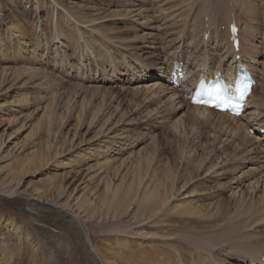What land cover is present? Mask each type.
<instances>
[{
  "label": "rangeland",
  "instance_id": "obj_1",
  "mask_svg": "<svg viewBox=\"0 0 264 264\" xmlns=\"http://www.w3.org/2000/svg\"><path fill=\"white\" fill-rule=\"evenodd\" d=\"M245 1L257 5L255 16L249 22L243 15L242 22L240 15L236 18L239 25L248 22L246 25L255 29L252 33L243 27L247 32L245 42L248 49L257 53L264 69V0H235L236 7L240 9ZM102 2L64 0L63 3L65 10L74 13L80 22L82 15L78 12L95 13ZM115 2V9H122L117 23L101 24L104 36L98 41L93 34L81 32L90 49L82 40L74 57L69 59L67 54L73 46L67 48V37L55 38L51 33V21L55 12H59L51 0H0V13L5 19L12 23L21 21L18 33L22 37L9 32L8 23L0 26V81H4L0 105L8 110L7 114L0 112V264H97L90 252L92 245L104 264H242L237 260L243 256V247H264V224L250 231L233 230L241 212L248 209L234 204L230 187L235 177L242 176L241 170L247 171L246 186H240L242 189L263 178L250 172L259 166V153L248 154L240 148V141L237 148L227 144L225 154L212 142L211 127L193 122L175 124L174 110H164L159 117L154 115L157 105L145 96L127 91L113 99L109 90L95 87L98 84L89 81L106 65L112 74L110 62L101 61L109 53L118 67H126L131 58L140 60L138 63L144 66L153 64L148 54L141 55V49L137 50L135 38L142 32L140 22L158 27L175 15V24L168 31L166 27L148 28L155 40L166 38L171 40L169 43H176L175 36L187 30L184 23L193 18L194 10L200 6L203 8L200 11H204L201 0L192 2L190 8H186L183 0ZM81 4L82 10L77 8ZM208 4L206 7H210ZM140 6L147 10L144 16L132 17L129 12ZM210 11L213 15L211 8ZM42 18L46 21V33L38 29L44 24ZM210 20L208 26L204 22L205 30L211 31L209 42L203 35H194L193 25L189 27V35L197 38L194 43L198 49L211 47L221 55L217 37L222 32L213 29L215 21ZM221 24L219 27L226 22ZM22 25L26 29H21ZM60 25L61 30L79 33L77 24L67 19L62 18ZM223 37V42L229 43L230 35ZM105 48L111 52L102 53ZM89 50L101 53L97 56ZM222 59L227 58L223 55L218 61ZM25 67L36 69V74L28 77L22 72ZM130 72L125 70L122 78L128 79ZM45 75L48 93L33 84ZM105 85L110 88L117 83ZM262 89V86L255 89L251 102L259 98ZM41 95L48 103L45 108L41 106L44 103L36 100ZM45 110L49 113H43ZM126 134L128 137L123 138ZM44 151L48 157L41 160L40 153ZM234 155L239 158L234 164L222 161V156L231 161ZM89 164L93 165L92 172L87 171ZM221 170H227L222 180ZM206 172H212L211 176L204 178ZM156 176L166 184V200L154 201ZM191 190L196 195L185 198ZM45 201L58 204L60 212L54 210L51 214ZM249 201L253 202L254 212L261 209L257 202ZM173 204L177 207L173 208ZM186 207L202 211L189 215ZM28 208H39L44 215L42 221L33 219ZM120 240L128 243L118 248Z\"/></svg>",
  "mask_w": 264,
  "mask_h": 264
},
{
  "label": "bare ground",
  "instance_id": "obj_2",
  "mask_svg": "<svg viewBox=\"0 0 264 264\" xmlns=\"http://www.w3.org/2000/svg\"><path fill=\"white\" fill-rule=\"evenodd\" d=\"M68 1H70V0H67V2ZM83 1H86V0H83ZM89 1H93V0H89ZM102 1L103 2L100 4L99 8H97L95 13L78 12L82 15L81 16L82 20L80 21L81 22L80 23L79 20L76 19L74 13L70 14L65 10L66 9L65 4L63 3L64 0H62L60 2H57V1L55 2V0H51V2L53 3V7L56 10L59 9L58 10L59 12H57V11L55 12L56 15H55L54 20L51 21V26H53L51 33L55 38H60L61 36L67 37V40H68L67 42L69 43V44H67V48L73 46L71 48L72 49L71 53L67 54L69 59L74 57V55L76 54V52L78 50L77 45L83 39H85L84 35L91 33V34H93L96 41H98L101 39L100 37L104 36L103 29L101 28V24H103V23L115 24L120 19V16H122V9H118V10L115 9L116 8V6H114L116 3L115 0H102ZM194 1L195 0H183V3H184V5H186V8H188V7L190 8V4ZM196 1L198 2V0H196ZM239 1H242V0H239ZM205 2H207V4H208V2L210 3V5L208 4V6H211V10L213 12L211 19L213 21H215V25H216V22L217 23L223 22L226 18L227 12H228V7L226 5V4H228V1L227 0H201V4L204 3L203 5H206ZM233 2L235 4V0H233ZM83 5L84 4H81L77 8L82 10ZM240 5H241L240 9H238L235 5L236 10L242 11L243 14L246 16V18H248V22H249L251 17L255 16L256 8H258L257 5L246 4V1H245V4H240ZM199 7L197 10L195 9L196 11L194 10V13L191 15L193 18H191V20H186L187 22L184 23L187 27V30H184L183 32H180L179 34H177L175 37H178V41L173 39L176 42L173 44L169 43V42H171V40L168 41V40H166V38H164L163 40H159V41L155 40L153 37V31H149L148 27H151V30L160 29L159 27H163V28L166 27L167 31H168V28L170 29V27H173L175 24V21H173L175 18V15L174 16L172 15L173 17H168L167 19H165V22L162 23V26H158V27L145 25L143 21L140 22V25H141L140 27L142 28V32L138 33L137 38H135V41L138 43L137 50L139 51L141 49V51H140L141 55H143V53L148 54L149 56L148 55L147 56L153 59L151 62L153 64H149L147 66V63H146V65L144 66L142 63V65H143L142 66L141 64L138 63V62H140V60L137 62L138 59L135 61L131 58L132 62L137 64L138 69H135V65L132 62H130L126 66L127 68L122 67V66L118 67L117 66L118 63L116 64V61H114L115 59H113V57L109 53L111 51L109 49L105 48L101 52L104 53V51H106V52L109 51L108 52L109 54L107 53L108 56L103 57L101 61H102V63L103 62L106 63V61L110 62V63H108V62L107 63L111 66L112 74H111V72H110L111 75L109 74L110 70H107V65H106V67H104L105 69H103V70L99 69L98 67H95V68H97L96 69L97 71H98V69L100 70V73L95 74V76L92 75V78L89 81L98 84V85H95V87H99V88H102L105 90H109L110 95L113 99L119 98L120 96L123 95V93H125L127 91H131L135 95L145 96L146 100L154 101V103L157 105L156 110H154V115H158L159 117H161L160 114L164 110L172 109L176 112V115L174 116V118H175L174 123L175 124H183V123L193 122V123H201V124L207 125L208 127H211V129H213V131H209V134H210V137L212 138L211 139L212 142L214 143L215 147L219 151H220V149H223L224 150L223 153H225V154L227 153V151L225 150V147L227 144H231L232 146L237 148L238 147L237 145H238V143H240V141H242V145L240 148L242 150L244 149L248 154L252 153V154H255L257 156V153H259V155H260V158L258 160L259 166H256L255 170H251L250 172H256V173H258V175H260V177H263V178L260 180L257 179V181H252L251 185L250 184L247 185L248 189H242L241 188L242 186L243 187L246 186L244 183L245 182L244 180H245V177H246L245 174L247 173V171L241 170L242 176L241 177H238V176L235 177L232 180V185L230 187L233 190V192H232L233 196L232 197H234V199H235L234 204L235 205L237 204L240 209H243V208L248 209V210H243L241 212V214L239 215V220L233 226V230L238 229L240 231L242 229V230L250 231L253 228H256V227L264 224V136L260 135L261 134L260 128H264V92H263L264 91V85L262 84L263 82H261V84H260V86L263 85L262 86L263 89L261 90L262 94L259 96V98L257 97V99H254V101L251 102L250 99H252L255 96V95L253 96V94H252L248 100L246 112L244 113L246 115V116H244L246 118L245 119L244 117H241V116L240 117H233V116H230L226 113L216 112V111H213V110L208 109V108L189 104L190 100H188L189 102L186 101V99L183 97L184 96L183 91H180L177 88L170 86L167 83V76L165 75V72H167L166 70L170 69V67H171V69L173 68V64H174V61L176 59L180 60V57L182 59L186 55L187 60H188L187 61V67L192 69L190 76H196L195 78H193V82H192L193 86L196 85L199 77H201V76H199V73L201 72L202 67L213 66L215 68V63L218 64V71L217 72L221 71L222 73L225 72L223 70L224 68H227L230 71L233 69L234 64L238 63L237 65L239 66V64L244 63L247 66H249L251 68V70L253 71V73L258 77V68H259L257 65L258 60L251 58L252 52H251V50H248V48L244 45V43L242 42V39L240 42V51L239 52L234 51V48H233L230 41H229V43H227L228 50H226L225 54H224V52H222L221 44L223 43V39H221V38L224 36V34H226V36L230 35L229 34V23L232 19V16L230 17V19L228 20V22L226 24V32H224V34L221 33V37L220 36L217 37L220 39H217V40H219V43L217 41L216 46H217V43L219 46H221V52L223 53V54H221L222 56L225 55L226 58L227 57L229 58L230 57L229 54H230L233 57V59L229 58V59H224V60L222 59L221 61H218L217 56H221V55H218L219 52H217V50L215 52V49H213V48L208 49L209 47L198 49V47H197L198 44L196 43L197 44L196 45L194 43V42H197V38H195V36L199 37V36L203 35V37H204L205 32H208V29L205 30V28H204V22L200 23L198 21V17L200 15H201L200 18H202V11H200V9H203V8H199ZM84 9L86 11L90 10L89 7H85ZM204 9H206V8H204ZM146 11L147 10H145V8H143V6H140V7L136 8L135 10H131L129 12V14H132V17H134V18L140 19L141 17L144 16ZM189 11H188V14L190 13ZM230 13L232 14L233 11L231 10ZM233 14L235 17L236 13L234 12ZM183 16H185V15H183ZM189 16H190V14H189ZM5 18H6V16L2 15L0 13V26L4 25V24L6 26L8 23L9 24V25H7L8 31L12 32V33L14 32L13 35L15 37H21V35L18 33L19 32L18 29L20 28L21 21L16 22V23L15 22L12 23L11 21L6 20ZM62 18L69 20V22L71 24H73V23L77 24V26L79 27V29H78L79 31L78 30L77 31L79 33H77V32L75 33L72 30H68V29L66 31L61 30L62 26L60 24H61ZM43 20H44V18H42L40 21H42V23H43L44 22ZM135 20H137V19H135ZM190 21H193V22L190 23ZM248 22H246V24H248ZM246 24H244V25H246ZM23 25H22L21 29L22 28L26 29V27L25 26L23 27ZM45 25H46V21L44 22V24L40 25L38 27V29L42 28V31L44 33H46L47 28H45ZM191 25L196 27L195 28L196 32L194 34L195 36H193V37L189 35V27ZM252 25H254V24H252ZM67 27L69 28L71 26H67ZM245 27L248 28V30H250V32H252V33L254 32L253 30H255V29L252 30V27L249 28L248 25H246ZM145 28L147 29V31L144 30ZM213 29L218 30L219 33L221 31L220 29H218V26H215ZM173 31L175 32L176 30H173ZM81 32H83L84 35L81 34ZM84 32H86V33H84ZM215 32H217V31H215ZM167 33H169V32H167ZM185 33H187V35L184 38L183 34H185ZM246 33H247L246 31L241 30L240 36H241V34L244 35ZM165 34L166 33H164V35ZM259 34H260V32H259ZM155 35H156V33H154V36ZM158 36H160V35H158ZM203 37L201 39H203ZM251 37H253V35ZM255 37L257 38L258 36H255ZM1 39H2V37H0V43L2 42ZM208 42H204V43H206V45H207ZM83 43L86 44L87 41L83 40ZM202 43H203V41H202ZM62 44H64V42H62ZM87 44H86V46L88 47L89 45H87ZM64 45H66V44H64ZM206 45H204V46H206ZM195 46H196V48H195ZM190 47H192L193 50H190ZM253 48L255 49V47H253ZM89 51H91L90 54L95 53L94 55L101 53V52H97V51H93V50H89ZM254 53H255V51H254ZM238 54L243 56L242 60L236 59V56ZM94 55H93V57H94ZM140 56H137V57H140ZM115 57L116 56H114V58ZM221 57H220V59H221ZM133 58H135V57L133 56ZM125 59L126 58H124V60ZM171 59H172V61L173 60L174 61L170 62ZM126 62H128V61H126ZM97 63L98 62H95L96 65H97ZM101 65H104V64H101ZM238 66H237V68H238ZM90 67H89V69H90ZM131 68H134L135 71H134V69H131ZM125 70H132V72H130V74L128 76V79H123L122 78L123 76H121V75L125 74V73H123V72H125ZM22 72L26 73V75L28 77L29 76L32 77L36 74L35 72H37V70L33 69V68L25 67V68H22ZM95 72L96 71L94 70V73ZM3 82L4 81H0V87L3 86ZM106 83L107 84L108 83L109 84L117 83V85H115L117 87H115L113 85V87L110 86V88H106V87H108L105 85ZM33 84H34L35 88L41 90L43 93L49 92V89H48L49 88V85H48L49 81H48L46 75L43 76L42 78L38 79V80H34ZM132 84H134V86H130ZM118 86H120V87H118ZM44 99H45L44 95H41L36 99V100H38L39 104H43V103L45 104V105L44 104L41 105L42 108H45L48 105V103H46V101H44ZM52 99H54V97ZM0 112L7 114L8 110H6L4 108V106L0 105ZM44 112L49 113V112H46V110L43 111V113ZM50 113H51V111H50ZM256 125H257V127L255 129L256 135L249 134V132H248L249 129H251V128L254 129V127ZM175 127H177V126H175ZM127 137H128V134L123 136V138H127ZM46 157H48V154L45 153V151L40 153V159L41 160H45ZM238 159L239 158L237 155H234L233 160H231V161L228 158L224 159V156H222V161L225 162L226 164H231V163L234 164L235 161ZM86 168H87L88 172H92L94 170L92 164H89V166H87ZM225 172H227V170L226 171L221 170V173L219 174L220 180H222L225 177L224 176ZM211 173L206 172V174L204 175V178L211 176ZM20 185H21V182L17 184V188L20 187ZM165 187H166V184H165L164 180H159V177L156 176L154 179V198H155L154 201H158V200H162V199H164V200L168 199V189H166ZM145 194H147V192H145ZM195 195L196 194H194V191L191 190L187 193V195H184V197L185 198H193ZM27 200L35 201L36 203L42 202V200L35 198V197H29V198L27 197ZM249 200H254L255 202L258 203V206L261 207V209L258 210L260 213L258 211L254 212L255 210L252 208L253 202H250ZM43 203H45V205H49L47 207V210L49 212H51V214H54V210H57V213L60 212L59 211V205L56 204L55 202L45 201ZM168 205H170V204H168ZM174 205L175 204H173V208L177 207L176 205L175 206ZM171 206H172V204H171ZM28 210H29L31 216L33 217V219H35V220H41V218L44 217V215L41 213L39 208H37V209L36 208H28ZM201 211L202 210L198 209V208L186 207V212L189 215L197 214V213H200ZM226 218H229V217H226ZM50 221H54V218H50ZM49 223L52 225L55 224V222H49ZM220 224H221V221L219 220L217 222V225L219 226ZM125 243H128V241L127 240H120L117 243L116 247L119 246L118 248H120V247L122 248L125 245ZM91 247L92 248L90 249V252L96 257L97 264H104L103 259L101 257H99L98 254L96 253L94 246L92 245ZM237 248H239V247H234V248L231 247L232 250L237 249ZM232 254L238 255L240 253H232ZM242 254H243V256L241 258H238L239 260H237V261H239V263L252 264V262H254L253 264H264V261L262 260V257L264 256V247H243V253Z\"/></svg>",
  "mask_w": 264,
  "mask_h": 264
},
{
  "label": "snow or ice",
  "instance_id": "obj_3",
  "mask_svg": "<svg viewBox=\"0 0 264 264\" xmlns=\"http://www.w3.org/2000/svg\"><path fill=\"white\" fill-rule=\"evenodd\" d=\"M247 88V85H244L242 88H238L237 90L240 92L241 95L244 94V90ZM217 92H219V89H217Z\"/></svg>",
  "mask_w": 264,
  "mask_h": 264
}]
</instances>
